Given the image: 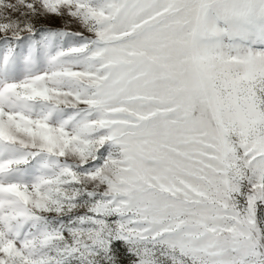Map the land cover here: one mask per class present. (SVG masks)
<instances>
[{"label": "snow or ice", "instance_id": "obj_1", "mask_svg": "<svg viewBox=\"0 0 264 264\" xmlns=\"http://www.w3.org/2000/svg\"><path fill=\"white\" fill-rule=\"evenodd\" d=\"M0 264H264V0H0Z\"/></svg>", "mask_w": 264, "mask_h": 264}, {"label": "rangeland", "instance_id": "obj_2", "mask_svg": "<svg viewBox=\"0 0 264 264\" xmlns=\"http://www.w3.org/2000/svg\"><path fill=\"white\" fill-rule=\"evenodd\" d=\"M57 23H59V22H57Z\"/></svg>", "mask_w": 264, "mask_h": 264}]
</instances>
